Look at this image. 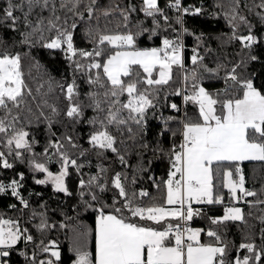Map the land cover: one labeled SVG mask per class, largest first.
<instances>
[{
	"label": "snow or ice",
	"instance_id": "snow-or-ice-1",
	"mask_svg": "<svg viewBox=\"0 0 264 264\" xmlns=\"http://www.w3.org/2000/svg\"><path fill=\"white\" fill-rule=\"evenodd\" d=\"M80 3L81 0H61L60 7H67L75 15L78 14ZM50 4L52 16L47 19L46 26L44 18L37 19L35 23L29 19L34 9H49ZM95 4L96 0H91V5ZM25 5L26 12L23 11ZM167 7L181 13L176 17V22L181 25L184 14L201 12L200 8L193 10L191 7H182V0H169ZM259 7L264 8V3ZM17 10L23 12L22 22L25 28L30 29L21 33V44L30 45L33 43L32 38L38 36L44 48L64 52L70 66L74 65V71L84 72L85 68L88 69L87 83L90 90L83 99L75 78L71 83L55 84L67 101L63 114L73 124L83 121L85 109H91L95 113L87 121L93 129L88 136V143L92 149L97 150L98 157L111 151L116 154L122 166H129L125 156L120 152L117 137L111 128L115 127L121 134L126 129L133 140L137 135L142 137L146 132L148 112L159 107L157 97L160 88L172 80L173 66H178L182 70V83L186 88L190 86L188 90L178 88L173 94L182 95L185 104L192 103L197 107L196 116H188L185 113L180 121V144L179 146L173 144L169 150L170 169L168 179L163 181L166 189L163 203L154 202L145 206L141 198L147 197L148 192L141 190L139 193L134 191L129 193L126 186L127 174L114 172L109 177L108 169L103 165H97V174L90 176L87 181L80 179V195L85 210L91 208L96 212L95 257L94 261L90 259L86 250L87 231L77 228L74 229L73 264H260L264 259V247L257 248L253 242H241L236 249L237 255L232 260L228 259L229 243L222 239L219 226L228 221H243L244 214L241 208L225 207L223 216L208 217L210 225L217 226L209 227L206 232L211 238L209 243H202L200 240L204 229L188 226V222L194 217L202 215V210L193 207L194 204L211 205L223 202L222 195L215 191L217 185L214 184V175L218 174L215 167L223 166L224 162L237 163L235 175L238 179H234V173L230 168L223 171L222 186L228 190L231 198L241 200L257 195L244 187L245 178L238 162L264 161V86L258 88L253 76L246 75L240 70L246 66L245 61L241 60L231 68L222 63H217L212 68L204 64V58L193 49L191 57L193 68L189 72L185 70L183 45L178 40L164 37L160 47H137L139 36L149 33L151 38L158 34L157 30L160 28L158 16L162 17L165 24L168 23V16L159 7L158 0H142L140 7L145 17L152 18V28L145 27L141 21L136 25V32L131 30L98 32L93 38L95 47L92 51L74 47L72 31L58 24L60 17L55 15L54 0H19L18 3L7 0L6 6L0 9V24L7 25L13 31L17 30V24L21 22V17L15 14ZM86 10L91 19L93 7L89 6ZM135 11L133 5L121 10L124 28H128L130 13ZM103 14L108 16L111 12L105 11ZM237 19L240 23L247 24L246 18L237 16L233 9V15L229 20L233 27L230 39L239 40L244 49H251L256 43V37L252 34L238 35ZM261 19L264 20V16ZM76 26L73 23L71 28L75 29ZM44 31L49 33L54 31L56 35L46 39ZM184 31L187 32V29ZM105 45L108 46L107 49ZM77 57L87 63L81 62ZM248 58L255 61L257 56L250 54ZM91 70H97L94 76ZM204 74L209 78H222L224 87L214 93L208 91L202 84ZM52 83L49 81V91H52ZM36 91L39 93L40 88ZM25 94L32 96V91L28 89L23 79L20 54L8 51L7 46L0 47V112L3 113L0 115V142L4 143L8 154L18 160L23 159L24 152L31 153L33 144L37 143L35 139H30V133L23 125L18 127L23 119L19 109L25 104ZM42 105L49 107L53 115L60 114V110L54 104H49L46 99L42 100ZM170 107L176 111L180 110L175 103ZM27 111L31 112V109ZM40 115L44 116L42 110ZM158 118L164 124L160 133L163 135L164 132L171 130L168 124L175 117L161 115ZM45 119L48 120L50 130L53 121L48 117ZM133 125L137 132L133 131ZM172 134L177 135L176 132ZM50 135L54 139H49L48 146L44 149L45 162L38 161L35 155L28 162L34 171L45 174V179L35 180L36 184L51 183L57 192L70 195L65 177L69 175L70 168H75L79 172L84 165L72 158L68 149H76L79 145L70 135H65L63 139L56 137L55 132H51ZM123 143L122 140L119 141V144ZM139 147L147 150L150 145L141 142ZM50 149H55L53 155L60 164L59 172L56 174L47 167V163L52 160V156L48 155ZM159 150L163 152V149ZM84 155L85 152L81 151L80 156ZM12 167L13 164L9 163L8 157L0 151V168ZM136 170L147 171L143 167L142 155ZM135 183L134 174L131 184ZM156 186L159 188V185ZM21 187L20 181L15 179L8 184L0 182V193L10 190L11 195L19 198L20 203L27 208L28 202L19 191ZM84 189L88 190L87 196H90V200L87 199ZM112 189L115 192L112 204L109 205L101 201L98 193ZM255 203L264 204V201L257 200ZM9 207L14 208L15 205ZM35 215L37 213L34 212L33 216ZM39 216L40 223L36 225L38 231L43 232L49 227H55L49 225L44 213H39ZM261 219L264 222V217ZM170 221L177 223L172 224ZM142 222L167 226L153 227ZM60 227L65 228L66 225L61 224ZM261 238L264 240V229H261ZM21 241L31 243L34 242V237L27 228L20 227L19 221L0 217V264H8L7 258ZM36 247L40 253L47 256V259H41L39 264H57L60 261L61 252L58 250L57 241L45 243L41 240ZM241 250H246L248 254L241 257L239 254ZM20 255L27 258L23 251ZM36 255L34 253L30 258L32 264H36Z\"/></svg>",
	"mask_w": 264,
	"mask_h": 264
},
{
	"label": "trees",
	"instance_id": "trees-1",
	"mask_svg": "<svg viewBox=\"0 0 264 264\" xmlns=\"http://www.w3.org/2000/svg\"><path fill=\"white\" fill-rule=\"evenodd\" d=\"M19 2V0H14ZM169 0H158V5L165 15L168 16V23L165 24L162 17H157L160 28L157 30L158 34L149 38V33H144L137 38V47L151 48L160 47L161 40L168 37L172 40H178L183 45V62L185 70L191 71L193 68L191 57L193 49L202 56L203 63L209 67L214 68L217 63H222L231 68L232 65L239 63L241 60L245 61V67L240 70L246 75H252L255 85L258 88L264 86V8L259 7L264 0H182V7H191L193 10L200 8L199 14H184L183 25L176 22V17L181 15L174 9L167 7ZM61 0H54L56 13L60 17L58 24L67 27L72 31L73 36L79 35L83 41L85 50L92 51L95 47L94 37L98 32H116L128 31L136 32V25L138 22H143L147 28H152V18L145 17L140 11L142 0H96L95 5H91V0H81L77 9L78 14L69 11L67 7H60ZM7 0H0V9L5 7ZM129 5L136 8L135 12L130 13L128 28H124L123 17L121 10H125ZM71 5H69L70 7ZM92 6L94 11L91 19H89L87 7ZM49 9L36 8L32 11L29 19L35 23L37 19L44 18L45 26L47 19L52 16ZM233 9L237 16H244L247 24L240 23L237 19L236 24L238 28L236 32L238 35L252 34L256 37L251 49H244L239 40L230 39L233 35V27L229 22ZM24 12L27 11L25 5ZM105 11L111 12V15L105 16ZM21 17V22L17 24V30L13 31L7 25L0 24V47L7 46V50L13 54L19 53L21 56V71L23 79L31 89L32 96L25 94V104L19 109L23 119L20 125H23L26 131L30 133V139H35L37 143L33 144L32 152H24L23 159H15L14 156L9 155L7 148L3 142H0V151H3L8 157L9 163L13 164L10 169L0 168V182L4 184L10 183L13 179L20 181L22 187L19 189L21 196L28 202V207L20 203L19 198L13 197L10 190L6 193H0V217L5 219L11 218L19 221L21 228H27L29 233L34 237V242L25 243L21 241L16 245L15 250L7 258L8 264H32L31 257L36 253V264H39L41 259H47L46 254L40 253L37 245L43 240L57 241L58 250L61 252V259L57 264H73L75 260V253L72 250L74 247V229L80 228L87 231L86 250L89 253V258L94 261V224L96 219V212L89 208L85 210L83 200L80 192V179L85 181L92 175L98 172L97 165H103L108 169L107 176H111L114 172L126 173L128 181L126 186L129 193H139L141 190L149 193L147 197L141 198L142 203L147 206L154 202L163 203V197L166 194V189L163 184L164 180L168 179V171L170 169L169 150L173 144L179 146L181 136V114L180 110H173L170 105L175 103L178 107L183 109L188 116H196L198 114L197 107L192 104H183L181 106V96L174 95L176 89L180 87L185 90L190 89L182 83L183 72L178 66H173L172 80L168 85L162 86L158 92L157 101L159 107L148 112V120L146 123V132L141 137L137 135L135 140L131 139L127 130L123 134L117 131L115 127L111 128L112 133L117 137L118 147L120 152L125 156L128 162V167L122 166L116 154L107 151L103 156L98 157L96 151L88 143V136L93 130L92 126L87 122L95 113L91 109H85V116L81 123L73 124L66 116L64 110L66 109L67 101L64 99L63 93L55 82L71 83L75 78L79 86L81 99L90 90L87 83L88 69L84 72L74 71V65L70 66V62L65 59L64 52L56 49H46L42 46V41L39 37H33L32 44H21V33L30 31L25 28L22 17L23 12L17 10L15 13ZM65 21L67 23L65 24ZM75 23V29L71 25ZM249 27L251 33H249ZM187 29V32L184 29ZM91 30V33L89 34ZM44 37L50 38L56 35L53 31L49 33L44 31ZM106 49L107 45L104 46ZM257 56L255 61L250 60L249 55ZM81 62L82 58L77 57ZM97 70H91L94 76ZM205 78L202 80L203 86L210 92H216L218 89L224 87L222 78H209L204 74ZM223 76V72L220 74ZM49 81H52V91H49ZM41 85L43 87L41 88ZM146 87V86H142ZM40 88L37 93L36 89ZM27 93V89L25 90ZM47 93V95H44ZM46 99L49 104H54L59 110V115H53L50 108L42 105V100ZM126 99V97H123ZM39 105V106H38ZM31 109L28 112L27 109ZM41 110L44 116L40 115ZM16 114V110L13 111ZM0 115H3L0 112ZM175 117L170 121L168 127L170 131L164 132L160 135L164 124L158 118L160 116ZM53 121L52 127L49 130L48 120ZM31 121V123H29ZM133 131L137 132L135 125L132 126ZM55 132L56 137L63 139L65 135H70L73 141L79 145L76 149H68L72 158L77 159L78 163L83 164V168L79 172L75 168L69 169V175L65 177V184L70 195L63 192H57L51 183L36 184V179H44L45 174L34 171L30 165L29 160L35 155V158L40 162H45L44 149L48 146L50 133ZM173 132L177 135L173 136ZM123 144H119V141ZM141 142H146L150 147L145 150L139 147ZM66 143V141H65ZM159 149H163L161 152ZM155 150V151H154ZM84 151L85 155L80 156V152ZM55 149H50L48 155L52 156L51 162L47 163L49 170L56 174L59 172L60 164L56 162L57 157L53 155ZM140 154V155H138ZM142 155L143 167L147 171L139 172L136 170L138 161ZM151 161V163H149ZM236 162H224L223 166L215 167L214 184L217 185L216 193L222 195L223 202L221 204H199L194 205L195 208L202 210L201 216L194 217L188 222V225L193 228L204 229L201 233L200 240L202 243L211 242V238L206 235L209 227H217L210 225L208 217H220L224 214V208L234 204L227 189L223 188V171L230 168L234 173V179H238L235 175ZM238 166L242 170L245 178L244 187L257 193L256 196L244 197L239 203H235L242 209L244 214L243 221H228L224 225L219 226V232L222 239L229 243L228 259L232 260L236 255V249L241 242H253L257 248L264 247V240L261 238V229H264V204L255 203L257 200L264 201V161L261 160H246L238 162ZM21 174L23 179L21 180ZM136 176V183L131 184L133 175ZM151 177V179H150ZM156 185H159L157 188ZM110 187V185H109ZM87 196V189L83 190ZM115 190L98 193L101 201L111 205ZM90 200V196H87ZM15 205L14 208L9 207ZM43 206V207H42ZM98 206V205H97ZM37 215L33 216V213ZM39 213H44L49 227L43 232L38 231L36 225L40 223ZM151 224V222H142ZM176 224L177 221H170ZM66 225L61 228L60 225ZM153 227H166L167 225H155ZM247 237V240H245ZM25 252V256L20 255V252ZM240 256L243 257L248 253L246 250L240 251ZM264 264V259L260 262Z\"/></svg>",
	"mask_w": 264,
	"mask_h": 264
},
{
	"label": "rangeland",
	"instance_id": "rangeland-1",
	"mask_svg": "<svg viewBox=\"0 0 264 264\" xmlns=\"http://www.w3.org/2000/svg\"><path fill=\"white\" fill-rule=\"evenodd\" d=\"M73 43H74V47L77 48V49H83L84 48L83 41L81 40L79 35L73 36ZM180 89H185V88L182 85V87H180ZM181 99L183 100V96L182 95H181ZM239 202H240V200H233L234 204L230 205L229 207H238V205L235 204V203H239Z\"/></svg>",
	"mask_w": 264,
	"mask_h": 264
},
{
	"label": "built area",
	"instance_id": "built-area-1",
	"mask_svg": "<svg viewBox=\"0 0 264 264\" xmlns=\"http://www.w3.org/2000/svg\"><path fill=\"white\" fill-rule=\"evenodd\" d=\"M168 3L169 2H167V5H168ZM184 104V102H183V100L181 99V106ZM183 107V106H182ZM180 109V108H179ZM176 111V110H175ZM180 114H181V120L184 118V111H183V109L181 108L180 109ZM180 141H181V139H180ZM194 205H199V204H194ZM193 205V206H194ZM189 226V225H188ZM191 227V226H190Z\"/></svg>",
	"mask_w": 264,
	"mask_h": 264
},
{
	"label": "crops",
	"instance_id": "crops-1",
	"mask_svg": "<svg viewBox=\"0 0 264 264\" xmlns=\"http://www.w3.org/2000/svg\"><path fill=\"white\" fill-rule=\"evenodd\" d=\"M94 229H95V224H94ZM94 240H95V236H94ZM94 257H95V241H94Z\"/></svg>",
	"mask_w": 264,
	"mask_h": 264
}]
</instances>
